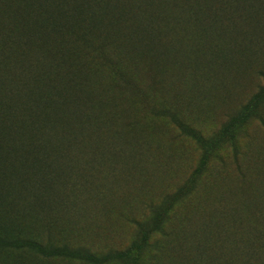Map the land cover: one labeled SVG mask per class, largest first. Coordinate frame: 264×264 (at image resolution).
Masks as SVG:
<instances>
[{
	"label": "rangeland",
	"instance_id": "obj_1",
	"mask_svg": "<svg viewBox=\"0 0 264 264\" xmlns=\"http://www.w3.org/2000/svg\"><path fill=\"white\" fill-rule=\"evenodd\" d=\"M164 14L157 36H151L156 46H147L139 34L103 48L100 56L90 49L81 53L79 80L87 99L81 154L53 163L55 170L60 163L68 168L53 219L49 223L40 216L53 232L35 229L30 238L94 254L125 250L138 237L136 222L150 219L153 208L189 180L203 156L193 139L157 112L173 111L208 138L264 87V0H249L240 6L243 18L226 27L212 20L206 30L188 20L189 13L167 28L173 11L166 8ZM236 147L223 145L210 161L193 195L166 222L168 235L154 237L149 263L160 246L166 249L161 264L185 262L207 224L213 249H230L231 221L247 217L245 203L258 208L264 200V106L237 131ZM0 264L86 263L1 251Z\"/></svg>",
	"mask_w": 264,
	"mask_h": 264
},
{
	"label": "trees",
	"instance_id": "obj_2",
	"mask_svg": "<svg viewBox=\"0 0 264 264\" xmlns=\"http://www.w3.org/2000/svg\"><path fill=\"white\" fill-rule=\"evenodd\" d=\"M244 3L249 0H0V252L24 251L45 260L86 264H161L165 246L150 256V263L146 259L154 237L168 235L165 226L172 212L193 195L223 145L233 144L238 151L236 133L259 116L264 87L208 138L173 111H158L199 145L201 162L189 180L153 208L150 219L136 222L138 237L128 248L94 254L83 247L43 244L29 237L35 229L47 235L53 232L51 210L61 200L57 189L68 173L61 163L55 170L53 163L64 164L70 154H81L87 99L77 60L83 50L100 56L103 48L139 34L147 46H156L157 39L151 36H157L166 8L173 11L167 28L189 13L187 19L206 30L212 20L226 27L242 17ZM123 28L126 32L118 35ZM243 208L247 217L229 224L227 252L213 249L214 233L207 224L194 254L182 264H264V200L258 208L246 203Z\"/></svg>",
	"mask_w": 264,
	"mask_h": 264
}]
</instances>
